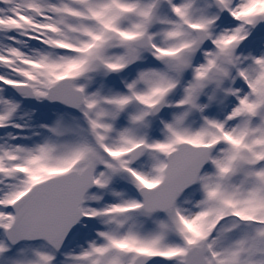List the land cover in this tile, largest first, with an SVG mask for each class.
Returning a JSON list of instances; mask_svg holds the SVG:
<instances>
[{
	"label": "snow or ice",
	"instance_id": "snow-or-ice-1",
	"mask_svg": "<svg viewBox=\"0 0 264 264\" xmlns=\"http://www.w3.org/2000/svg\"><path fill=\"white\" fill-rule=\"evenodd\" d=\"M0 264H264V0H0Z\"/></svg>",
	"mask_w": 264,
	"mask_h": 264
}]
</instances>
